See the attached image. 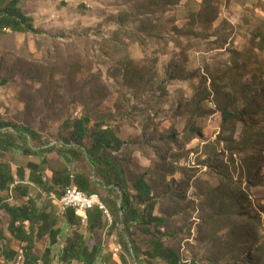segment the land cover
Segmentation results:
<instances>
[{
    "label": "rangeland",
    "instance_id": "obj_1",
    "mask_svg": "<svg viewBox=\"0 0 264 264\" xmlns=\"http://www.w3.org/2000/svg\"><path fill=\"white\" fill-rule=\"evenodd\" d=\"M17 1L40 33L0 32V122L32 131L33 147L54 146L49 169L66 163L60 146L74 144L71 121L111 127L123 142L115 155L129 195L142 178L153 216L163 219L148 232L129 225L138 259L121 244L123 226L110 231L106 219L100 230L81 227L86 244H101L119 264L120 256L169 264L152 254L155 237L181 264H264V0ZM0 160L14 170L37 158L10 151ZM68 165L96 178L81 159ZM94 187L119 204V192ZM6 196L10 205L25 202ZM29 196L57 216L45 194L30 186ZM56 218L50 264H59L72 231ZM8 220L0 210L7 241L23 247L9 237ZM48 247L41 238L31 253L44 264ZM0 264L14 263L0 256Z\"/></svg>",
    "mask_w": 264,
    "mask_h": 264
},
{
    "label": "trees",
    "instance_id": "obj_2",
    "mask_svg": "<svg viewBox=\"0 0 264 264\" xmlns=\"http://www.w3.org/2000/svg\"><path fill=\"white\" fill-rule=\"evenodd\" d=\"M10 31L13 33H31L39 34L40 31L34 28L31 19L26 17L21 8L18 7L17 0H0V32ZM224 119L230 120L232 115L226 111L222 113ZM90 118L82 116L71 121V139L73 145L64 143L60 146L61 154L65 157L66 163H62L57 169L47 168L48 159L46 154L56 151L54 146L42 145L33 147L30 139L36 135L25 128H19L11 124L0 122V158L4 153L18 152L25 156L37 158V161H29L26 166L17 165L13 170L8 162L0 160V193L7 192L11 197L25 199V202L19 205H10L5 198L0 199V210H3L8 216L7 232L9 237L18 244H24V263L37 264L39 259L31 253L36 241L47 237L49 247L43 253V263L50 264L52 247L58 243V237L61 233L57 227V216L61 217L63 222L72 229L71 233L66 235L61 245L57 260L59 264H119L111 261V255L103 256V248L99 243L89 247L86 244L84 235L81 233V227L85 230L95 231L105 227L103 213L98 210H92L88 213V222L82 223L80 218L75 216L72 210L65 213H58V199H47V202L57 206V216L55 212L46 211L38 208L37 200L29 196V187L33 186L39 193L48 195L53 193L59 198L68 187H74L86 193H95V185H101L109 192H119V204L114 198L107 197L100 201L105 207H108L114 216L108 230L113 231L119 225L123 226L120 237L125 252L138 259L137 249L134 243L128 238L129 225L132 223L144 224L145 231L148 232L150 223L156 222L154 226L161 227L163 219L154 217L152 214L154 203L151 198V188L142 178H138L132 183L135 196L129 195L126 184L125 172L121 161L115 155L123 145L121 139L115 131L109 127H102L103 124L96 123L92 128L88 125ZM6 127L12 131L4 130ZM88 139L90 147L83 146L82 141ZM20 144V145H18ZM83 160L91 170L96 174V178L83 171H71L68 164ZM49 171L47 176L46 171ZM100 181H99V180ZM102 182V183H101ZM40 197V195L38 196ZM133 198L142 210H138L133 205ZM7 199V198H6ZM106 204V205H105ZM59 206V208H58ZM54 209V206L52 207ZM108 209V210H109ZM108 221V219H106ZM130 243V244H129ZM130 245V247H129ZM18 249L11 247L0 229V256L7 261L14 260ZM152 254L166 260L169 264H181L178 257L168 248L163 247L162 241L155 237L152 239ZM42 264V263H41ZM120 264H126V258L120 256ZM188 264H197L190 262Z\"/></svg>",
    "mask_w": 264,
    "mask_h": 264
},
{
    "label": "built area",
    "instance_id": "obj_3",
    "mask_svg": "<svg viewBox=\"0 0 264 264\" xmlns=\"http://www.w3.org/2000/svg\"><path fill=\"white\" fill-rule=\"evenodd\" d=\"M47 199H58V202H61V208H64V213L67 210H72L75 216L79 217L82 223L88 222V213L92 210H100L104 217L108 219L111 225L110 214L106 207H102L101 203L98 201L97 197L93 193H86L81 190H78L74 187H68L64 190L62 195L57 198L53 193L46 195ZM115 252L119 251V248L116 247L113 249ZM14 264H23L24 263V250L23 247L18 248V254L15 255ZM38 264H41L38 262Z\"/></svg>",
    "mask_w": 264,
    "mask_h": 264
},
{
    "label": "bare ground",
    "instance_id": "obj_4",
    "mask_svg": "<svg viewBox=\"0 0 264 264\" xmlns=\"http://www.w3.org/2000/svg\"><path fill=\"white\" fill-rule=\"evenodd\" d=\"M94 195L97 197L98 201L101 203V206H102V207H105V206L102 204V202L100 201L98 195H96V194H94ZM58 204H59V206H60V211H61V213H63V212H64V208H61V202H58ZM17 254H18V251H17Z\"/></svg>",
    "mask_w": 264,
    "mask_h": 264
}]
</instances>
